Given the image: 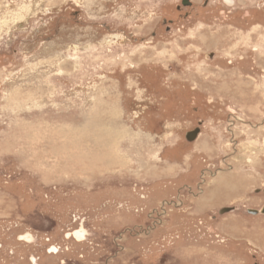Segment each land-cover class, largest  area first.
Wrapping results in <instances>:
<instances>
[{"label":"rangeland","instance_id":"1","mask_svg":"<svg viewBox=\"0 0 264 264\" xmlns=\"http://www.w3.org/2000/svg\"><path fill=\"white\" fill-rule=\"evenodd\" d=\"M190 1L0 0V264L264 256V216L221 220V246L199 224L264 204V0ZM219 66L242 97L217 91ZM86 120L112 129L113 170L82 169L80 152H111ZM233 172L247 189L227 192Z\"/></svg>","mask_w":264,"mask_h":264},{"label":"crops","instance_id":"2","mask_svg":"<svg viewBox=\"0 0 264 264\" xmlns=\"http://www.w3.org/2000/svg\"><path fill=\"white\" fill-rule=\"evenodd\" d=\"M231 54H233V52H225V54H223V57H231L232 55ZM237 58H238V56H237ZM239 59V58H238ZM238 66V65H237ZM218 69H219V71H220V73L221 74H219V76L220 77H222L221 79H218L219 77H216V80H214L213 81V84L215 83V84H219V86L221 87L220 89H218V88H216L217 89V91L218 92H223V96H227V94H229L228 92H230V94L232 95L233 94V92H235L236 91V94L238 95V96H241L242 97V95H241V93L243 92V85H244V82H241V80H239L240 79V77H239V74L237 75V74H230L229 72L228 73H224L225 72V70L227 71L228 69L227 68H225L224 66H219L218 67ZM237 84V85H236ZM219 90H221V91H219ZM251 92V91H250ZM249 92V93H250ZM249 95V94H248ZM247 95V96H248ZM240 172V171H239ZM241 175L242 176H237L236 174H235V172H233V174H231V179H229V180H231L230 181V185H229V187L226 189L227 190V192H229L230 190L232 191L233 189H236L238 192H240L241 191V189L242 188H246L247 189V186L246 187H244L245 186V182L243 181L244 180V174H242L241 173ZM247 176V175H246ZM245 176V177H246ZM232 178L234 179H236V188H235V186L233 187V188H231V186H232ZM224 179H227V178H222V179H220V181L219 182H217L216 183V186H217V189H219V188H223V187H219V185H221L222 184V181L224 180ZM249 179H251V178H249ZM252 180V179H251ZM247 181H248V183L249 184H251V183H253V180L252 181H250L249 182V180L247 179ZM249 186V185H248ZM225 190V189H224ZM222 196L223 195H217V196H215V198H217V197H219L220 198V200H222ZM227 205H222V207H220V211H222L223 209H226V208H229V210H225V212H222V213H220V220H219V222L221 221V220H224V219H228V218H231L230 220H231V222L232 223H230L232 226H236L237 227V229H235V230H233L232 232H239V226H240V223H241V221H243L244 220V218H246L247 216H250V217H255V218H258V217H260V216H264V213H261V212H259V213H256V214H253V213H250V211H249V209H257V210H259V211H261L262 210V208L264 207V204L262 205V207H261V209H258V208H246L247 210V213H244V212H242V211H239L238 209H236V208H233V209H230L231 208V206H228V207H226ZM227 216V217H226ZM217 230H218V228H217ZM229 235V237L228 238H230L231 239V237H232V233H229L228 234ZM234 239H237L236 237H233ZM238 243V242H237Z\"/></svg>","mask_w":264,"mask_h":264},{"label":"bare ground","instance_id":"3","mask_svg":"<svg viewBox=\"0 0 264 264\" xmlns=\"http://www.w3.org/2000/svg\"><path fill=\"white\" fill-rule=\"evenodd\" d=\"M101 102H103L104 106H105V100H100ZM99 113L97 106L95 107V113ZM99 115V114H98ZM96 118L98 116H95ZM94 117V118H95ZM93 118V120H94ZM92 121V120H91ZM96 122V121H95ZM95 122H92L90 124L89 120H86L84 123V129H86V131L89 133L88 135H80L83 136V138H85L87 141L86 143L91 142L89 139V135L92 137L93 140H95L97 142V139H101L100 143H94L96 144V146L98 147H105L104 149L106 150L108 147L110 148L111 152L109 153H97L96 150H94L93 152H89V151H84V152H80V155L82 156V160H84L85 162H87V164H85L82 169L84 170H99L100 168L103 169H112L113 166H117V162H122V158L119 157L117 155L118 152H115V150H113V147H110V143L112 144V139H111V133H112V129H107V127L105 126H96L97 124H95ZM103 123V122H102ZM112 124V123H111ZM68 130V129H67ZM116 133V132H115ZM55 134V133H54ZM57 134V133H56ZM117 134V133H116ZM29 135V134H28ZM118 135V134H117ZM55 136V135H54ZM65 136V135H64ZM46 137V136H45ZM56 137V136H55ZM119 139V138H117ZM92 147V146H91ZM94 148V147H93ZM29 149V148H28ZM103 150V149H102ZM55 151H59V149H55ZM79 152V151H78ZM74 153V152H73ZM116 154V155H115ZM89 155V156H88ZM99 156V157H98ZM70 157V156H69ZM89 157V158H88ZM65 158V157H64ZM72 159V158H71ZM59 161V160H58ZM101 162V163H98ZM58 162L56 165V169L60 168L58 167ZM60 166V165H59ZM68 166V165H67ZM80 166V165H79ZM72 168V167H71ZM113 170V169H112ZM71 171V169H70ZM106 171V170H105ZM75 172V171H74Z\"/></svg>","mask_w":264,"mask_h":264},{"label":"flooded vegetation","instance_id":"4","mask_svg":"<svg viewBox=\"0 0 264 264\" xmlns=\"http://www.w3.org/2000/svg\"><path fill=\"white\" fill-rule=\"evenodd\" d=\"M182 3H183V5H178L177 7H179L180 9L181 8H183V6H185V5H189V6H186V7H195V5H194V3H192L190 0H182ZM219 52H220V48H219ZM208 112L206 111V113L205 114H207ZM202 125V127L204 128L205 127V125L204 124H201ZM202 132V131H201ZM197 139V138H196ZM228 158V157H227ZM224 161L226 162V164H227V159H226V157L224 158ZM206 165V164H205ZM227 166V165H226ZM210 167V166H209ZM214 167H216V164H213L212 165V167H210V168H208V167H204V168H201L200 169V177L199 178H201V180H200V183H196V186L194 185V186H192V185H189V186H187V185H184V186H187V187H189L190 189H192V188H195V189H197V190H199L198 192L199 193H202V191H204V190H201V188H200V186H199V188L197 187V185H199V184H202V180H203V175L205 174V173H207V171L210 173L211 172V169H212V171H213V169L215 170V168ZM227 167H229V168H225V170H228V171H224V170H222V172H232L233 170H231L230 169V167L231 166H227ZM194 170V166L192 167V169L191 170H189V172L188 173H191L192 171ZM220 181V177H219V179L217 178V180H216V183L217 182H219ZM214 188L216 189V191H217V186H216V184L214 185ZM198 193V194H199ZM176 206V205H175ZM182 207H186V206H182ZM188 208V207H187ZM230 209H232V208H230ZM222 212H225V210L223 209L222 211H220V212H218V213H215V214H211V215H208V221L206 222V221H204V220H199V224H201L202 226H205V228H206V231L208 232V233H210V235H211V237H215V238H218V240L219 241H217L216 239V242L218 243V245L219 246H221L223 243H225L226 242V239L223 237V238H221V236H220V234H219V231L216 229V225L219 223V220H220V213H222ZM206 220V219H205ZM238 244H240V243H238ZM252 259H254V263L253 264H264V256H262V254H260V251H258L257 250V252L256 253H253L252 254Z\"/></svg>","mask_w":264,"mask_h":264},{"label":"water","instance_id":"5","mask_svg":"<svg viewBox=\"0 0 264 264\" xmlns=\"http://www.w3.org/2000/svg\"><path fill=\"white\" fill-rule=\"evenodd\" d=\"M199 130H200V129L197 128V129H195V130L189 131V132L187 133V135H186L187 138H188L190 141H194V140L198 137V135H199V133H200ZM224 210H229V208H226V209H224ZM249 211H250V213H253V214H256V213H259V212L264 213V207L262 208L261 211H259V210H257V209H250Z\"/></svg>","mask_w":264,"mask_h":264}]
</instances>
